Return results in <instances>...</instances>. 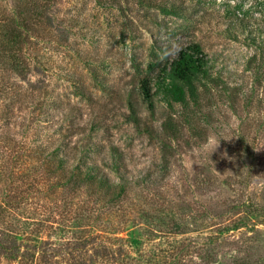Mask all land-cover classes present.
Returning a JSON list of instances; mask_svg holds the SVG:
<instances>
[{
	"label": "rangeland",
	"instance_id": "rangeland-1",
	"mask_svg": "<svg viewBox=\"0 0 264 264\" xmlns=\"http://www.w3.org/2000/svg\"><path fill=\"white\" fill-rule=\"evenodd\" d=\"M32 1L0 0V204L41 237L23 264H264V46L250 63L259 48L224 33L241 14L264 41V0H56L21 75L7 30ZM193 40L216 80L199 103L161 92L150 105L140 78ZM49 150L98 163L127 194L69 196L56 173L27 194ZM69 197L85 218L63 213ZM0 264L19 261L0 252Z\"/></svg>",
	"mask_w": 264,
	"mask_h": 264
},
{
	"label": "trees",
	"instance_id": "trees-1",
	"mask_svg": "<svg viewBox=\"0 0 264 264\" xmlns=\"http://www.w3.org/2000/svg\"><path fill=\"white\" fill-rule=\"evenodd\" d=\"M55 1L33 0L30 15L23 17V12L19 11L18 16L20 18L12 17V27H9L7 34L10 43L8 49L11 53V68L14 72L26 75L31 71L32 65L25 52L27 44L31 42L32 37L35 35L34 28H40L39 20L41 17L44 19L43 22L47 21L48 26L52 25L49 9ZM177 6L178 4L174 5L173 8H169L164 1L160 4V8L165 12L180 13ZM253 21V18L249 16L238 14L231 19H227L224 29L226 35L234 39L242 38L247 43L259 48L251 57L250 63L256 60L257 55L260 54L263 50L261 48L264 46L263 37L261 38L263 31L260 27L255 26ZM212 69L210 56L202 42L193 40L179 49L175 57L165 62L157 75L141 77L139 89L145 101H148L150 105H152L155 95L162 92L171 104L179 103L184 107H188L193 102L199 103L203 92L208 88V82L216 80L212 75ZM132 107L134 108L133 103ZM133 120H137V117H133ZM89 148L92 147L89 145ZM72 158L73 156L71 157L70 154H63L59 151L49 150L43 153V156L38 160L43 161L46 168L39 169L38 167L36 172L38 175L34 177L33 182L29 183L26 189L27 194L35 188V185L39 186L34 182H41L40 179H45L43 176L47 173L57 174L58 181H56V185L60 190H65L69 196L72 193L78 195V191L87 189L86 191L90 195L97 194V197L100 198L109 196L108 204H111V201L121 199L123 195L127 194L128 189L125 183L122 181L117 182L110 177L109 173L98 163L89 161L82 156ZM106 164L110 166L108 163ZM3 165L0 170L3 169ZM112 169L117 172L118 167H112ZM19 187L21 188V186ZM23 192L24 190H20L21 197ZM65 201L67 200L63 198V203L60 205L64 204L67 207L63 213L70 215L74 211L73 215H76L79 212V208L76 206L78 201L74 203L70 201V197L68 203H65ZM21 208L20 205H15L14 201L0 204V220L2 221L0 223V252L11 256L14 260H18L19 264H23L27 256H36L41 240L38 234H32L33 231L29 229V218L31 216L27 215ZM71 217L72 219L85 218V216L79 214L76 217L71 215ZM11 219L12 221H10ZM103 249L105 254H108L109 250L106 245H103Z\"/></svg>",
	"mask_w": 264,
	"mask_h": 264
},
{
	"label": "clouds",
	"instance_id": "clouds-1",
	"mask_svg": "<svg viewBox=\"0 0 264 264\" xmlns=\"http://www.w3.org/2000/svg\"><path fill=\"white\" fill-rule=\"evenodd\" d=\"M215 147H218V144H216Z\"/></svg>",
	"mask_w": 264,
	"mask_h": 264
}]
</instances>
